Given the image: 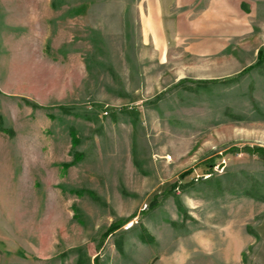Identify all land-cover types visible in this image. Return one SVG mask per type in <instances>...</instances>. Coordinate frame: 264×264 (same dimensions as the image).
<instances>
[{
    "label": "rangeland",
    "instance_id": "obj_1",
    "mask_svg": "<svg viewBox=\"0 0 264 264\" xmlns=\"http://www.w3.org/2000/svg\"><path fill=\"white\" fill-rule=\"evenodd\" d=\"M138 1L0 0V264H264V0L160 58Z\"/></svg>",
    "mask_w": 264,
    "mask_h": 264
},
{
    "label": "crops",
    "instance_id": "obj_2",
    "mask_svg": "<svg viewBox=\"0 0 264 264\" xmlns=\"http://www.w3.org/2000/svg\"><path fill=\"white\" fill-rule=\"evenodd\" d=\"M138 17L141 35L151 42L158 58L178 44L195 53H221L229 34L237 35L243 28L240 0H206L202 5L197 0H139ZM222 61L225 65V55L216 57V63Z\"/></svg>",
    "mask_w": 264,
    "mask_h": 264
},
{
    "label": "trees",
    "instance_id": "obj_3",
    "mask_svg": "<svg viewBox=\"0 0 264 264\" xmlns=\"http://www.w3.org/2000/svg\"><path fill=\"white\" fill-rule=\"evenodd\" d=\"M264 60V47H261L259 50H258V53H257V61L252 64L249 68H253V67H256L260 64H262ZM29 102V101H28ZM29 104L32 106V107H37L38 105L35 104V103H31L29 102ZM0 130L6 132L7 134L9 135H12L13 134V131L12 129H8V128H5L2 126V124L0 123ZM71 133V143H72V146H75L77 143H78V140H77V137L74 135V131L71 130L70 131ZM244 150L248 153H253V154H256L258 157H260L261 159L264 160V147H260V146H256V147H245ZM75 162V159L72 161V163ZM71 163H63L62 166L64 168H67ZM207 165V174L208 173H211V170L213 168V163H205ZM192 171V169H188L186 171H184L183 173H181V177H184L185 175H188L190 174ZM152 202H156L155 200H153ZM151 206L153 207L154 205L151 204ZM122 222L123 221H118V222H113L109 225V227L107 228V230L105 231L104 235H103V239L106 238L108 235L114 233L118 228L121 227L122 225Z\"/></svg>",
    "mask_w": 264,
    "mask_h": 264
}]
</instances>
